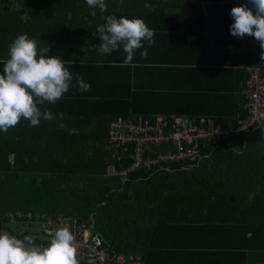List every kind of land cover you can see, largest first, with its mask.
Wrapping results in <instances>:
<instances>
[{"label": "trees", "instance_id": "16d2710c", "mask_svg": "<svg viewBox=\"0 0 264 264\" xmlns=\"http://www.w3.org/2000/svg\"><path fill=\"white\" fill-rule=\"evenodd\" d=\"M8 1L0 0V11L10 10L6 7ZM31 1L37 3L40 12L58 13L57 16L65 14L69 28H75L72 31L74 41L70 39L66 43L86 47L90 42L100 41L96 28L105 23L108 15L124 14L128 8L131 16L146 19L156 11L154 5L167 4L172 0H105V12L89 7L85 0ZM204 1L234 3L228 4L229 12L235 6L247 4V0ZM247 6L251 7L250 4ZM19 12L8 14L16 17ZM198 42L201 52L203 47L207 50L210 68L177 69L163 65L162 68L147 70L148 79L139 77V81L137 75L136 80H131V73H127L125 77L129 79L126 81L130 85L129 92L121 95L115 84L111 89L104 87L103 91L112 92V98L94 100L98 103L97 110L103 111V116L109 121L116 116L129 118L135 115L148 118L183 115L192 120L207 116L217 118L220 127L244 117L242 104L233 105L230 95L235 85L241 83L243 87L245 67L264 66L259 42L251 36L240 38L230 33L215 37L208 34L205 40L201 38ZM214 56H218L217 61H211ZM0 66H4V63L0 62ZM239 66L244 67L239 70ZM153 75L164 78V85L158 86V80L150 78ZM144 89L145 93H141ZM263 128L264 124L224 140L201 143L200 155L193 160L169 163L154 171L135 170L126 177L106 174L111 162H116L119 168L122 164L113 157L108 143L103 155L88 153L81 147L82 150L71 154L74 158L67 164L64 162L62 167L46 169L41 175L18 166L20 161L10 165V148L0 147V225L27 219L25 214L31 213L32 217L28 220L42 224L45 230L44 220L40 218L42 215L52 220L72 217L85 221L90 232L99 233L103 247L112 254H138L144 264H211L206 260L209 249L201 247L206 244L191 240L210 231L207 228L203 233L206 223L221 224L213 216L209 219L212 210L231 213L239 207L234 195L251 192L254 194L248 204L243 203L247 198L241 199L242 207L254 204L264 207V183L246 181L237 184L234 173L240 162H236L238 155L232 153L230 148L243 147L244 150L245 147H264L261 138ZM251 133L252 136H249ZM1 139L0 136V142ZM18 197L20 199L16 200ZM18 213L22 217H17ZM242 236L247 244L264 248V217L258 221L256 228L251 229L249 237ZM33 241L47 247L45 244L48 240ZM246 245L241 246V251L234 253V257L229 252L217 257L212 254L210 257L216 259V264H223L220 258L229 260L225 264L239 263L233 260L245 263L248 258L258 262L263 254H257L254 250L250 255L245 254ZM261 261L264 264V259Z\"/></svg>", "mask_w": 264, "mask_h": 264}, {"label": "crops", "instance_id": "0c3cea01", "mask_svg": "<svg viewBox=\"0 0 264 264\" xmlns=\"http://www.w3.org/2000/svg\"><path fill=\"white\" fill-rule=\"evenodd\" d=\"M225 2L229 1L172 0L167 4L154 5L153 9L156 11L153 15L143 19L147 26L155 31L154 45L149 47L147 41H143V46L147 49V57H141L142 48L136 50L131 61L126 62V53L122 47L118 51L114 50L110 54L101 55L91 47L98 45L100 41L90 42L86 47L79 44L69 46L66 42L70 39L74 41L72 31L75 28L72 29V26L69 28L70 24L67 23L65 14L57 16L58 13L40 12L39 7L36 6L37 3L31 0L8 1L6 7L10 10L0 11V62L4 63L8 59L9 45L12 41L18 35L27 34L29 38L37 41L38 47L48 45L49 56H58L66 61L65 67L74 74L79 73L90 85L89 91L81 92L73 80L69 90L61 99L54 104L45 102L40 105L41 110L47 108L51 111L53 119H41L38 126H31L28 120L21 119L15 127L9 128L6 132L0 131L2 138L0 147L10 148L9 164L20 161L18 166L27 167L31 173L41 175L46 169L62 167L64 162L67 164L74 158L71 154L82 150L81 147L88 150V153L95 152L103 155L107 150L109 119L103 116V111L97 110L98 103L94 100H111L112 92L103 91L104 87L111 89L115 84L120 94L126 95L130 89V85L126 82L129 79L125 77L127 73H131V80H136L137 75L139 81V77L148 79L147 70L162 68L163 65L177 66H167L177 69L210 68L207 50L203 47L201 52L198 39L205 40L208 34L215 37L229 33V26L233 20L227 8L230 7L228 4L234 3ZM15 11H20L16 17L8 14ZM131 13L126 8V13L115 17L138 18L131 16ZM51 15L54 17L49 18ZM215 54L218 53L215 51ZM217 57L214 56L211 61H217ZM243 67L239 66L238 69L241 70ZM2 71L3 66H0V73ZM100 78L103 80L99 81ZM150 78L158 80V86L164 85L162 80L164 78L155 75ZM240 87H242L241 83L235 85L230 97L233 105L241 103L242 108ZM141 93H145V89ZM261 131H264V128ZM249 136H252V133ZM86 146L89 148H85ZM230 148L232 153L238 155L236 162H240V166L234 173L237 184L246 181L264 183V147H245L244 150L243 147ZM227 149L225 150L228 151ZM251 193L234 195L237 197L239 207L234 208L231 213L219 211V209L212 210L213 212L208 216L209 219L211 220L213 216V219L216 222L220 221L221 224L206 223L207 227L203 228V233L207 231V228L210 231L191 240L194 243L206 244L201 247L209 249L207 263L216 264L214 257L224 252L232 253V257L234 253H239L241 246L247 244L242 235L249 237L251 229L256 228L258 221L264 217V207L261 205L242 207L241 199L247 198L248 200L243 203L248 204L253 198L254 193ZM246 246L245 254L254 250L257 254H263V257L258 262L249 258L245 263L240 260L233 261H238V264L250 262L261 264V260L264 259V248L254 247L251 243ZM212 254L214 257H210ZM219 261L225 264L229 260L220 258Z\"/></svg>", "mask_w": 264, "mask_h": 264}, {"label": "clouds", "instance_id": "9594fccd", "mask_svg": "<svg viewBox=\"0 0 264 264\" xmlns=\"http://www.w3.org/2000/svg\"><path fill=\"white\" fill-rule=\"evenodd\" d=\"M86 5L107 11L105 0H85ZM251 5L248 7L247 5ZM229 15L233 22L229 33L234 37H254L261 48L264 60V0H247L231 8ZM100 43L92 45L99 54L106 55L120 50L126 53V62L131 61L136 50L142 58L147 57V49L154 45L155 31L143 19H119L108 15L105 23L98 25ZM49 46L38 47L35 39L27 34L18 35L9 45L8 59L0 73V131L15 127L21 119L31 126H38L41 119L51 120L53 114L47 108L41 110L45 102L54 104L69 90L73 80L81 92L90 90L79 73L65 67L66 61L58 56H49ZM264 122V112L256 116ZM0 264H79L76 237L68 226L54 230L47 247L37 245L31 236L23 240L7 232L0 233Z\"/></svg>", "mask_w": 264, "mask_h": 264}, {"label": "built area", "instance_id": "2783aa9c", "mask_svg": "<svg viewBox=\"0 0 264 264\" xmlns=\"http://www.w3.org/2000/svg\"><path fill=\"white\" fill-rule=\"evenodd\" d=\"M244 72L246 80L241 97L245 115L225 127L217 124V118L207 116L199 117L198 120L183 115H171L166 118L116 116L111 119L107 126V143L113 157L122 164L119 168L116 162H111L107 166L106 174L126 177L135 170L154 171L169 163L190 161L200 155L201 143L224 140L262 126L264 122L258 121L256 116L259 112H264V66H247ZM18 216L22 217L21 213H18ZM25 217L31 218L32 214L27 213ZM40 218L45 223L47 246L55 229L64 226L70 228L76 237L77 259L80 262L144 264L138 254H112L103 247L100 234L90 232L85 221L72 217L52 220L46 215ZM1 228L2 225L0 230Z\"/></svg>", "mask_w": 264, "mask_h": 264}, {"label": "rangeland", "instance_id": "374dc122", "mask_svg": "<svg viewBox=\"0 0 264 264\" xmlns=\"http://www.w3.org/2000/svg\"><path fill=\"white\" fill-rule=\"evenodd\" d=\"M262 141H264V135H262ZM16 200L20 199L15 198ZM5 225L2 226V232H7L10 235L15 236L16 238L25 237V236H31L33 240L37 241H45L48 239V237L44 234V229L42 224L31 221L28 219H20L17 221H11V222H4ZM41 246V245H40ZM45 247V246H44Z\"/></svg>", "mask_w": 264, "mask_h": 264}]
</instances>
